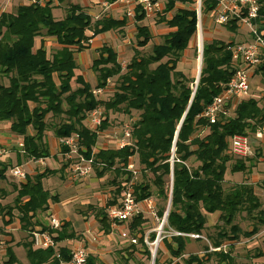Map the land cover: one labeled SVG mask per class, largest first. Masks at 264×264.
Here are the masks:
<instances>
[{"label": "trees", "instance_id": "16d2710c", "mask_svg": "<svg viewBox=\"0 0 264 264\" xmlns=\"http://www.w3.org/2000/svg\"><path fill=\"white\" fill-rule=\"evenodd\" d=\"M56 1L67 4L62 20L52 17L51 3L22 6L15 13L5 12L0 15V123L9 122L10 132L22 136V155L17 156L18 164L21 157L29 160L51 157L45 139L48 127L45 129L44 123L50 117L63 116L62 122L52 125L54 137L60 140L77 135L79 146L85 150L84 157H93L95 176L102 178L107 172L114 175L110 180V185H115L111 201H107L103 207L90 206V209L94 207L92 210L104 235L111 233L108 209L117 204L116 195L127 186L131 177L125 168L132 157H137L142 179L150 174L153 181L150 185L137 179L134 185L135 198L143 200L156 195L166 205L170 201L164 231L171 233L161 239L170 259L161 261L160 249H157L153 264H205L211 256L216 257V264H234L230 251L223 250L222 247L223 240L239 239L241 231L233 224L236 216L244 212L251 221H256L250 231L243 232L245 238H251L259 232L257 224L264 226V212L260 209L261 204L252 186L240 183L228 191L222 187L224 172L231 159L230 153L228 154L229 140L234 135H253L264 123V105L260 106L252 98L242 99L232 112L229 111L230 106H227L226 115H219L214 123H209L202 114L235 72L236 65L227 50L235 42L225 44L220 40H212L204 44L202 69L193 91L190 86L193 81L177 65L196 34L195 0H168L164 12L173 10L176 3L191 8L177 10L168 21L160 19L174 31L165 35L162 44L155 45L150 55L144 57L137 50L133 51V57L122 71L114 52L108 47L101 49L104 55L94 60L91 67L96 73V88L106 87L107 81L115 77L118 85H115L107 101H96L74 61L75 54L89 48L85 45L88 38L85 31L89 27L90 18L82 8L69 3V0ZM105 1L112 4L116 0ZM259 2L260 31H264V0ZM215 4L214 0H201V13H209ZM143 18L140 12L135 16L136 22ZM126 24L125 20L100 21L97 24L100 28L94 30V35L121 30ZM228 27L233 32L238 30L236 23ZM42 35L57 40L58 48L53 54L49 55L41 48L33 50L34 38ZM135 39L137 48H144L148 44L150 36L146 27L136 26ZM149 64L155 66L149 69ZM256 72L264 78V61L257 66ZM100 105L106 110L121 106L119 109L122 111L118 112L122 117L138 113V120L132 131V145L123 148L96 147L98 136L88 130L87 118ZM116 119L118 118L113 121ZM108 126L106 118L100 131H106ZM28 129L33 134H28ZM204 129L208 132L199 137ZM67 152V147L60 146L58 149V154ZM190 158L198 163L197 169L192 172L186 164ZM97 164H101V167ZM68 165L65 162L57 171L45 170L32 177L26 176L25 181L18 186L12 185V190L16 193L13 205L0 203V217H8L5 224L11 223L12 212L15 210L20 215L21 229L31 237L37 226V214L48 209V198L42 180L58 173L61 176ZM9 166V162L0 161V180H5ZM244 171L245 164L242 162L236 161L231 167V172ZM171 173L173 180L169 197ZM5 196L6 192L0 190V199ZM165 209L166 207L157 208L156 204L160 218ZM214 212L219 213L218 221L222 222V229L218 231L216 238L208 237L210 246L204 247V258L194 253L185 254L190 242L200 241V238L191 239L188 235L202 237L206 228V216ZM149 221L135 216L125 223L117 222L127 231L124 240L128 242V252L125 251L128 257L139 248L145 259L151 261V252L141 231ZM225 228H228L230 235L224 231ZM69 229L68 223L55 230L41 228L49 231L57 244L56 248L37 249L31 241H25L23 247L29 263L68 264L71 249L58 244L78 238ZM155 238V233L148 234L150 243ZM130 239H135V243H131ZM210 248L220 249L210 251ZM5 253L7 260L3 264L17 262L10 247L6 248ZM86 264L101 263L93 255H87Z\"/></svg>", "mask_w": 264, "mask_h": 264}, {"label": "rangeland", "instance_id": "374dc122", "mask_svg": "<svg viewBox=\"0 0 264 264\" xmlns=\"http://www.w3.org/2000/svg\"><path fill=\"white\" fill-rule=\"evenodd\" d=\"M195 5L194 8L196 10L199 9L200 3L198 0H195ZM73 2H76V0H73ZM10 3H8L9 5ZM32 5V4H31ZM11 9V5L10 8ZM56 15H61L60 11L55 12ZM199 15L201 16L200 23L198 25L197 31L195 36L190 42L189 48L182 54L181 60L179 62V65L177 66L180 71L184 73V75L190 80L193 81L192 84H190L191 88H193V91H195V83L199 79L200 76V71L202 69V58L201 60L199 59L198 55V49H199V41H202V48L204 44L211 42L212 40H220L223 43H230L232 42H243L249 38L248 30L246 27H242L236 31L230 30L228 26H218L213 23V20L211 17H209V13L207 14H201L199 11ZM161 27H157V29H160ZM95 38H100V35L97 34ZM116 44V43H115ZM115 44H114V49H115ZM125 51L126 53L120 54L118 58H126L127 54H131V49L129 48H120L119 51ZM87 51V50H86ZM84 51L83 53L80 54L76 58V64L78 63L81 68L82 64H84L83 59H87L88 61L91 62L93 60V51L90 50L88 52ZM151 53V46H149L145 51H143L144 55H149ZM80 57V58H79ZM82 57V58H81ZM84 57V58H83ZM129 57V56H128ZM81 60V61H80ZM81 62V64H80ZM93 74H95L93 72ZM89 76V73H87V78ZM116 78H113L111 82L109 81L108 86L112 89L115 88V84L118 82L115 81ZM255 79V81H254ZM4 81V80H2ZM89 81L91 82V90L97 89L95 84V80L93 78H90ZM250 96L246 99H255L259 102L260 106L264 105V80L261 79V76L257 73H251L250 74ZM253 82V83H252ZM73 87H75L74 83L71 84ZM118 85V84H117ZM106 86V87H108ZM197 86V84H196ZM112 91L105 92L101 95H99L100 100L107 101L111 97ZM121 106H119L120 108ZM99 108H103V105H100ZM119 108H114L110 110H106V117L108 118V129L104 132H100L97 140V144L100 146L102 145L103 148L107 147H116L114 146V143H111L110 138L111 135H115L120 138V130H121V123L119 122L120 118L122 116H119L118 111H122ZM102 109V110H103ZM117 109V110H116ZM119 109V110H118ZM111 117V119H110ZM118 118L113 121L114 118ZM138 120V116L136 117ZM64 120L63 116H56L51 118L50 120L47 119L46 122L44 123V127L47 131L52 130L53 126L56 125ZM135 120V121H137ZM117 122V123H116ZM9 125L10 123L8 122H3L0 123V136H9ZM49 125L51 127H49ZM208 132L207 129H204L202 132L199 133V137H203L206 133ZM253 136V135H251ZM46 139V138H45ZM250 144L253 150L252 155L247 158L246 160H239L235 159L232 157L229 152L228 154L230 155L231 159L229 163L227 164V168L225 169L224 172V182L222 183V187L225 191L230 190L234 185L240 184V183H246L250 186L253 187L254 194L257 197L258 202L261 204L260 209L263 210L264 212V138L257 143V141L254 139V137H250ZM49 148L52 152H50V155L56 151V146L54 141H51L49 143ZM65 159V157H63ZM60 159V158H59ZM132 160L134 164L137 165L138 169H140L139 174L137 175L138 181H145L148 184L152 185L153 178L150 174H147L143 179V175L141 173V166L138 164L137 157H132ZM242 162L245 164V170L244 172H231V167L235 164V162ZM49 164H53L50 160L48 161ZM65 163V160H64ZM63 163V164H64ZM190 172L194 171L198 167V163L194 161V158H190L186 162ZM12 168L10 169V171ZM68 171V170H67ZM7 177L9 179H15L12 177L9 173V170H7L6 173ZM69 179L71 177V173L68 171ZM114 175L111 172H107L102 178H97L95 176L94 170L92 168V172L85 177L84 179L87 180L86 183H88L90 178H97V179H102L98 190L95 192L97 197L92 201L93 204H96V208L98 207H103L104 204L107 201H111V199L114 197V189L115 185H110V180ZM95 178V179H96ZM23 180V179H21ZM71 180V179H70ZM74 181V180H72ZM75 182L84 183L83 178H77ZM170 184V181H169ZM47 187L48 188H58L56 192H59V202L60 205L62 206V203L67 202V204L62 206V210L58 212L57 216L62 219V220H67L70 222L71 227H73L77 231H82L85 232L88 230V225L85 223L83 215L79 212V206L81 204H78V201H75V199L70 197H74L78 195L79 197L81 196H93V191L95 190L92 187L86 188V189H79L75 191L74 189H70L68 191L63 190V184L60 182L58 177H50L49 181L47 182ZM152 189H154L152 187ZM66 191V192H65ZM56 194V193H55ZM155 198L157 208L159 207H166L167 205L164 202H161L160 199L156 197V195L153 196ZM68 199V200H67ZM78 204V206H76ZM101 205V206H99ZM90 210V209H89ZM91 212H94L93 210H90ZM257 211H254L256 213ZM218 212H214L212 214H208L206 216V228L205 232H203L202 237L200 238V241L196 242L195 246H188L187 249L185 250V254H198L200 257L204 258V247L205 246H210V241H208L209 238H216L218 231L222 229V222L218 221ZM259 216V215H257ZM55 217V216H54ZM57 218V217H55ZM57 218L58 220H60ZM91 222V219L90 221ZM253 223H256L251 221L244 212L239 213L233 224L237 225L239 230L241 231L239 239L228 241V240H223V250L230 251V257L233 259L234 264H241V263H249V264H264V226H260L257 224L259 232L254 235L251 238H245L243 236V232L250 231L253 227ZM42 227H46L43 226ZM160 224L155 223L153 221H149L148 224L142 227V233L145 235V242L146 245L148 246L149 250L154 251L155 250V255L157 249H160V254H159V259L161 261H167L170 259L167 251L163 248L161 239L168 235L164 231V229L159 230ZM95 228H92L91 231L92 233L94 232L95 237H93V241L97 242L100 247L106 245V254L103 256L107 263L109 264H151V261H148L145 259L143 254L140 252L139 248L137 251L134 253H130V257H128L127 253L128 252V242L122 238H120V233H118L117 230L113 231V233H110L111 238L106 237L103 233L100 234L99 231H95ZM2 229V228H0ZM227 231V234H229L228 228H225ZM163 231V232H162ZM124 232L127 233L126 229H124ZM150 233H155L156 239H157V245L154 246V242L150 243L148 241V234ZM12 236L10 233H5L0 230V264H3L7 260V256L4 253V250L6 249V244L7 242L9 243L8 236ZM207 235V237H206ZM23 236L25 237V240L30 239L29 235L27 232H16L13 237L15 240H20L23 239ZM7 237V239H5ZM90 235L87 236L89 238ZM14 240V241H15ZM78 243L81 242L79 238H77ZM7 241V242H5ZM13 241V239H12ZM79 245V244H78ZM13 247V245H12ZM139 247V245H137ZM14 248V253L16 256L17 262L14 264H30L28 259L26 258L25 255V250L22 246H17L13 247ZM126 254L127 258H126ZM260 254V257L258 256ZM123 257V258H121ZM127 259V260H126ZM217 259L215 256H211L210 260L207 261L205 264H216Z\"/></svg>", "mask_w": 264, "mask_h": 264}, {"label": "built area", "instance_id": "2783aa9c", "mask_svg": "<svg viewBox=\"0 0 264 264\" xmlns=\"http://www.w3.org/2000/svg\"><path fill=\"white\" fill-rule=\"evenodd\" d=\"M161 1L163 0H116L117 3L126 5L127 16H133L134 10L137 9L143 14L144 18H152L160 10ZM215 7L209 12V17L212 18L213 23L218 26H228L232 23L238 25V29L246 27L248 30L249 38L243 42L232 43L227 50L231 54V60L236 65L235 72L229 82L222 88L219 95L213 98V100L205 107L203 117L207 119L209 123H214L219 115H226V107L229 103H237L240 99L247 97L249 91L250 74L256 71L257 66L264 61V31H260L259 10L261 9V3L259 0H214ZM11 0H0V15L7 10L8 3ZM32 5H39L40 0H30ZM196 2V1H195ZM200 7L196 10V31L201 20L199 11L201 13V0H198ZM202 14V13H201ZM91 37H88L85 41V45L90 47L92 45ZM1 39V38H0ZM125 46L133 47V42L129 36L125 37ZM198 55L199 59L202 58V41L198 43ZM122 69L124 67H121ZM196 87V83H195ZM106 87L100 89H94L91 91L94 100L99 99V95L105 93ZM95 108L92 110L87 118V128L90 132L99 135L100 127L103 121L106 120V109ZM137 112L128 114L120 118V138L115 135H111L110 141L114 143L116 147L123 148L133 144L134 125L136 124ZM264 135V127L255 133V138L260 139ZM59 145L67 147L69 152L63 154L65 162L69 163L67 170L72 174L70 179L76 180L77 178H85L91 172L94 166V160L91 156L86 159L83 155L85 151L78 143V136L74 135L70 138L60 139ZM22 148V144L18 146ZM137 148V146H136ZM174 148L172 149V153ZM229 153L232 157L239 160H246L252 153V147L250 144V138L246 135H234L229 140ZM6 154L0 145V157ZM42 160V159H40ZM34 162L39 160H32ZM101 167V164H97ZM125 171L131 174L129 183L127 186L116 195L117 204L108 209V219L110 221L111 228L117 227V222L125 223L135 216H141L155 223H159V230L166 226V218L168 214V205L165 209L163 216L160 218L156 210V201L153 197H149L143 200H137L134 195V185L137 181V175L139 174L136 164H134L132 158L129 160ZM12 176L20 179H24V173L17 167H13L10 171ZM172 175V173H171ZM170 175L169 184V197L171 194L173 176ZM61 226V222L53 215L48 217V227L50 229H58ZM163 232V231H162ZM166 232V231H165ZM171 233V232H166ZM175 235H180L174 233ZM191 239L201 238L199 235H188ZM127 235L124 231L120 232V238L124 239ZM30 241L34 248L37 249H50L56 248L57 244L54 242L52 235L49 231L35 229L31 233ZM131 243H135V239H130ZM146 242V241H145ZM154 246L157 245V239L155 238ZM147 243V242H146ZM152 243V242H151ZM223 248V247H222ZM220 248L210 251H219ZM154 253V251H151ZM71 259L68 264H86L87 251L83 247L74 248L70 251ZM57 257H59L57 255ZM63 264V263H61Z\"/></svg>", "mask_w": 264, "mask_h": 264}, {"label": "crops", "instance_id": "0c3cea01", "mask_svg": "<svg viewBox=\"0 0 264 264\" xmlns=\"http://www.w3.org/2000/svg\"><path fill=\"white\" fill-rule=\"evenodd\" d=\"M167 1L168 0L161 1L159 12L156 15H154L152 18H143L141 21L136 22L135 16L137 14H139V11L137 9H135L132 17L127 16L126 13H127L128 7L124 4L117 3L116 1L112 4H109L105 0H76V2H73V0H69V3H71L73 5H78L80 8H82V10L90 18V24H89L88 29L85 31V35L88 37H90L92 35V37H91L92 45L88 49H86L87 51L86 50H84V51L88 52V51L92 50L93 51V60L91 62H89L88 57H87V59H85L86 56H85V58L83 57L84 58L83 59L84 64H82V68H81V66L78 63L76 64V58L78 56H80V54L83 53L84 51H81L80 53H77L74 55V61H75L76 68H77L79 74L84 78L85 82L88 83L90 88H92L91 82L89 81L90 78H93V80H95V84H93V85L97 84L96 73L93 74V70L91 68L92 63L94 60H96L100 56L104 55L103 52H101V49L103 47H108L109 49H111L114 52V54L116 56L117 63L119 64L120 67H124L123 69L121 68V70L124 71L125 67L129 64L131 58L134 55L133 51L137 50L139 53H141L142 56L146 57L148 55H144L143 51H145L149 46H151V53H152V48L155 45L162 44L164 36L174 31V29L169 28L164 22H161L160 19L164 18V21H168L173 17V15L176 13L177 10L190 9L191 6L183 5L181 3H176L173 10H171L169 12H164V7H165ZM47 3H51L52 17L55 20H62L66 14L65 13V9L67 7L66 2L57 3L56 0H40V5H46ZM10 5H11V9H9ZM29 5H31L30 0H11L10 4L7 6L6 12L15 13L19 7L29 6ZM56 11H60L61 15H56L55 14ZM104 20H107V21H109V20L110 21L125 20V21H127V24L121 30L116 29V30H109L107 32L98 33L100 35V38H95L96 35H94V30L99 29L100 26H97V24L100 21H104ZM136 26L146 27L147 32L150 36L149 42L144 48H137L135 46ZM159 26L161 28L157 29V27H159ZM126 36H129L131 38V40L133 42V47H130L131 54L130 55L127 54L125 59H123V58L121 59V58H118V56L120 54L124 55L126 53L125 52L126 50L125 51L124 50L119 51V49L122 47L123 48H129L128 46L124 45ZM114 44H115V49H114ZM39 48L45 50L49 55H51L58 48L57 40L53 37H48V36H43V35L39 36V37H35L34 41H33V50L36 51ZM80 64H81V62H80ZM178 65H179V63H178ZM154 66H155V64H149L148 68L152 69ZM254 72H256V71H254ZM87 73H89V76H88L89 78H87ZM261 79L264 80V78H262V77H261ZM111 80H113V78H111L107 81L106 86H108V83H109V81L111 82ZM116 80H117V78L115 79V81ZM254 81H255V79H254ZM115 85H117V84H115ZM250 85H251V82H249V91H248L249 96H250ZM112 90L113 89L108 86V87H106V90H104V92L105 91L108 92V91H112ZM248 97H244L242 99L245 100ZM242 99H240L237 103H229L227 105V106H230L229 111L232 112L234 110V107L236 106V104L240 103V101ZM51 118L52 117H50V119ZM262 127H264V123L262 124L261 127H259L256 130L255 133H257L259 130H261ZM9 133L10 134L8 137L0 136V145L4 150H6V154L0 157V161L1 162H9V164H10V166L8 168L9 173H10L11 168L17 167L24 173L25 177L26 176L32 177L36 174L44 172L45 170L57 171L60 169V167L64 163L63 155L58 154V149L60 147L59 140L54 137V134L52 131L50 132V131L46 130L45 131V138H46L48 148L50 147L49 143L51 141H54L55 146H56V151L51 154V157L46 158V159H42V160H39L36 162L29 160V159H23L21 157L20 164H18L17 156L22 155V152L20 151V148L18 147L22 143V136L15 135V134L11 133L10 130H9ZM255 133L253 134V136L250 135L249 138L254 137V139L258 143L264 138V135L260 139H256L254 136ZM28 134H33V131L31 129H28ZM101 146L102 145H100V146L98 144L96 145V147H101ZM49 152H52L50 150V148H49ZM49 160L53 164H49L48 163ZM6 173H5V175H6ZM10 175L12 176L11 173H10ZM12 177H14V176H12ZM50 177H58L60 182H62V184H63V190H66V191H68L70 189H74L75 191H77L79 189H86L89 187H92L95 189L93 191L94 195L90 196V198H88V196L79 197L78 195L69 198V199L73 198V199H75V201H78V204H81V206H79L80 207L79 212L83 215L84 221L88 225V230H86L85 232L77 231L73 227H71L69 221L62 220L57 216L58 212L62 210V206L67 204V202L69 200L67 199L68 201L62 203V206L60 205V202H59L60 193L56 192L58 188H48L47 187V182L49 181ZM14 178L17 180L9 179L6 175L5 180H3V181L0 180V190H4L7 194V196L0 199V203L2 205H9V206L13 205L12 202L16 196V193L13 192L12 185L18 186L19 184H22L25 181V178L23 180H21L20 178H16V177H14ZM95 178H90L88 183H86L87 182L86 179H83L84 183L80 184L79 182H75V180L72 181L69 179L67 169L65 170V172L61 176H60V173H58L56 175L44 178L42 180V186H43V189H44L46 196L48 198L47 199L48 209L44 213L39 212L37 214V217H36V220H37L36 225L37 226H35L34 229L43 228L42 225L48 227V217L50 215H53V216L60 219L59 221L61 222V225H63L64 223H68L70 225L69 231L70 232L74 231L76 233V235L78 236V238L81 240L80 243H78L77 239L70 240V241H64L62 243H59L58 246L59 245L60 246L65 245V246H68L71 250L74 248L83 247L87 251L88 255H93L99 263L109 264V263H107V261L103 257L106 254V251H105L106 245H105V247L104 246L100 247L97 242H94L93 237H95V235H94V232L92 233V231H91L92 228L96 227L95 231L100 230L99 233L100 234L103 233L101 226L99 225L97 219L95 218L94 212L90 211V210L94 209V207H92V209H90V206H96V204H93L92 201H94V199L97 197L95 192L98 190V187H99L100 183L102 182L101 181L102 179H97V178L95 179ZM78 204L76 206H78ZM99 206H101V205H99ZM19 217H20L19 213L14 210L12 212L11 223L8 225L5 224V222L8 221V217H5V218L0 217V228H2L0 230L5 232V233H10L12 235V236H10V235L8 236L9 243L7 241H5V242H7L6 248L10 247L12 249L14 256H15V253H14L13 247H17V246L23 247V244L25 243V241H27L24 239L25 238L24 236H23V239H20L18 241L15 240L13 237V235L16 232H19V233L25 232L21 229V225L19 223ZM90 219H91V222H89ZM115 230H117L118 233H120L121 231H124V227H123V225H117V227L115 226V228H111V233H113V231H115ZM88 235H90L89 238H87ZM111 235L110 234L106 235V237L111 238ZM5 239H7V237H5ZM12 239H13V241H12ZM28 240L30 241L29 238H28ZM195 244H196V242L192 241L187 245V247L188 246H195ZM12 245H13V247H12ZM187 247H186V249H187ZM5 250H4V253H5ZM5 255H6V253H5ZM25 255H26V253H25ZM15 258H16V256H15Z\"/></svg>", "mask_w": 264, "mask_h": 264}, {"label": "water", "instance_id": "95a60500", "mask_svg": "<svg viewBox=\"0 0 264 264\" xmlns=\"http://www.w3.org/2000/svg\"><path fill=\"white\" fill-rule=\"evenodd\" d=\"M199 80V79H198ZM198 80H197V82H196V84L198 83ZM180 126H181V123H180V125H179V127H178V130H179V128H180ZM177 134V133H176ZM175 140H176V136H175V139H174V143H175ZM172 176V175H171ZM170 197H171V194H170ZM170 207V201H168V208ZM154 258H155V252L154 253H151V264H153V262H154Z\"/></svg>", "mask_w": 264, "mask_h": 264}]
</instances>
